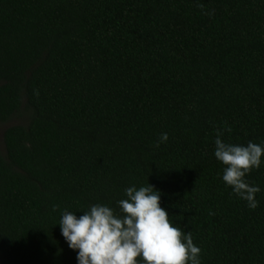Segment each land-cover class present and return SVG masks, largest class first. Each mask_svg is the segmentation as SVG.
Masks as SVG:
<instances>
[{"label": "trees", "instance_id": "1", "mask_svg": "<svg viewBox=\"0 0 264 264\" xmlns=\"http://www.w3.org/2000/svg\"><path fill=\"white\" fill-rule=\"evenodd\" d=\"M2 126L5 264H78L63 211L148 183L201 264H264V157L250 209L214 156L264 146V0H0Z\"/></svg>", "mask_w": 264, "mask_h": 264}, {"label": "clouds", "instance_id": "2", "mask_svg": "<svg viewBox=\"0 0 264 264\" xmlns=\"http://www.w3.org/2000/svg\"><path fill=\"white\" fill-rule=\"evenodd\" d=\"M215 131L214 156L224 165L223 182L255 209L260 187L250 184L246 176L260 168L264 146L223 141L224 132L232 131L230 126ZM167 140L168 133H161L155 147ZM125 197L117 201L119 212L102 204L91 205L79 217L76 212L63 211L61 234L69 248L77 251L78 264H201V249L191 232L186 234L173 225L171 215L161 206L159 189L150 183L133 185L125 189ZM58 207L54 205L53 211Z\"/></svg>", "mask_w": 264, "mask_h": 264}, {"label": "rangeland", "instance_id": "3", "mask_svg": "<svg viewBox=\"0 0 264 264\" xmlns=\"http://www.w3.org/2000/svg\"><path fill=\"white\" fill-rule=\"evenodd\" d=\"M14 123H15L14 120L10 122L11 125L14 124ZM4 128H5V126L0 127V141H2V135H3V132H4ZM0 264H5V263L0 259Z\"/></svg>", "mask_w": 264, "mask_h": 264}]
</instances>
